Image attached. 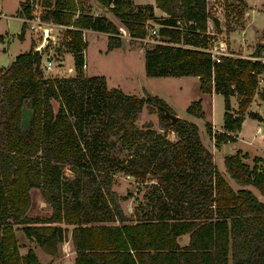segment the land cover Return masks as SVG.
<instances>
[{
	"label": "trees",
	"instance_id": "16d2710c",
	"mask_svg": "<svg viewBox=\"0 0 264 264\" xmlns=\"http://www.w3.org/2000/svg\"><path fill=\"white\" fill-rule=\"evenodd\" d=\"M95 1L133 38L144 36L147 20L159 24L165 42L143 48L145 74L195 76L200 93L221 94L222 130L213 137L216 146L233 142L258 91L257 75L264 73L257 58L264 41L255 43L250 56L213 58L206 50L212 39L206 21L213 19L216 29L218 21L209 14L208 0ZM42 4L43 20L66 27L61 44L72 55L75 74L45 77L34 42L0 67V264H41L32 248L19 252L18 227L48 254L69 238L73 264H264V200L246 187L264 197V156L254 155L251 165L240 150L223 156L226 173L240 185L234 189L201 142L197 124L179 117L172 121L166 112H174L162 98L151 95L144 101L148 112H157L163 131L151 122L136 125L142 99L107 88L103 76H87L81 66L82 29L108 34L110 49L121 43L114 37L115 24L85 9V0ZM155 7L164 15L156 16ZM22 15L29 16L27 0L21 3ZM23 32L22 23L18 36ZM232 96L236 108L230 105ZM258 97L264 104V88ZM24 103L32 115L22 130ZM185 111L203 118L201 98ZM247 116L264 121V108ZM204 127L210 134V122ZM114 168L139 182L154 179L143 197L150 209L135 206L133 221L126 220L110 190ZM31 188L51 206L47 216L28 215ZM98 199L112 202L114 213L95 207ZM184 234L188 240L181 245L178 238Z\"/></svg>",
	"mask_w": 264,
	"mask_h": 264
},
{
	"label": "rangeland",
	"instance_id": "374dc122",
	"mask_svg": "<svg viewBox=\"0 0 264 264\" xmlns=\"http://www.w3.org/2000/svg\"><path fill=\"white\" fill-rule=\"evenodd\" d=\"M154 1L133 0V3L137 5L144 3L154 4ZM22 2L23 0H0L2 12L9 16L7 18L0 17V67L8 66L16 54L27 51L30 43L34 42L43 51L49 50V52H52L56 59V65L51 69H44L41 64V69L45 77L74 75L75 70L72 55L71 53L64 52L61 44L65 26L52 23L41 26L34 25V28L25 26L23 36H18L22 21L17 15H19ZM86 8L92 14L108 17L117 27V32L114 33V37L118 38L121 43L109 49L107 47L108 34L84 30L83 38L86 40L83 50V60L86 63V67L82 68L84 74L87 76L101 75L105 78L107 88L115 87L126 94L138 97L142 96L143 102L137 113L135 123L141 126L146 122H151L152 126L160 132L163 130L159 128L158 114L157 112H148L149 104L144 101L145 98L151 95L162 98L173 110L174 115L183 119L185 118L177 115L175 111L188 117L189 114L184 111L186 106L191 101L201 98L202 107L205 109L206 115L203 118L192 115L195 121L192 122L198 125L201 142L211 152L213 162L224 179L234 189L239 188L240 185L229 177L223 164V156L232 152V144L227 143L218 148L215 139L212 140L214 132L218 130H214L209 120L211 119L213 123L221 121L223 113L222 95L217 93L211 99L207 94L202 95L198 91V79L195 76H147L144 72L143 48L150 46L151 42L145 43L131 37L122 22L106 8L99 6L96 1L85 0ZM207 9L210 16L216 18L218 21L217 29L214 26L213 19L207 18L206 21L207 32L212 37L209 42L210 46L215 44L219 50L226 51L229 55L250 56L254 50L255 43L264 41V0H208ZM154 13H156V16L164 15V12L157 7L154 9ZM147 21L148 26L156 29L158 33L159 24L152 20ZM44 28H48V35L44 43H42ZM260 57L264 58V52ZM68 67L72 69L67 71ZM257 87L259 92L264 88V83H260ZM236 102L234 106H237ZM24 105L26 106V103ZM263 108V101L255 95L248 104L244 115L247 116V111H255L262 114ZM206 121L211 124L210 134L204 127ZM255 124L261 127L262 133H254ZM241 130L243 139L241 142H238V146H241L244 150L252 154L264 156V121L247 117ZM165 133L168 138H173L171 130L167 129ZM244 161L251 165L252 157L247 156L244 158ZM65 174L70 177L73 176V173L68 168H65ZM153 181L154 179H148L144 182H139L124 170L112 169L110 190L114 193L117 199V205L126 220H134L135 215L133 212L135 206H138L137 208L139 210V205L143 206L146 210L150 209V206L145 205V202H143V197L150 187L149 183ZM246 187L250 188L261 200H264V197L259 195L255 188L250 185ZM30 197L31 204L27 212L28 215L44 217L50 213L51 206L42 196L39 189L31 188ZM105 206L108 207L110 212L114 213L115 209L112 202H101L100 199L95 202V207L101 208ZM61 224L65 225L63 223ZM67 226L69 228L72 227L71 225ZM15 234L19 244V251L24 252L25 249L32 248L41 264H73L72 246L68 242V238L58 245L55 254H48L33 239L26 237L19 227L16 228ZM187 240V234L181 235L178 238L180 244L186 243Z\"/></svg>",
	"mask_w": 264,
	"mask_h": 264
},
{
	"label": "built area",
	"instance_id": "2783aa9c",
	"mask_svg": "<svg viewBox=\"0 0 264 264\" xmlns=\"http://www.w3.org/2000/svg\"><path fill=\"white\" fill-rule=\"evenodd\" d=\"M43 0H27V6L29 9V16H25L22 15L20 16V20L22 21V23L24 24V29L25 26H29V28H34V25H48L49 23H52L51 21H47V20H43L41 18L42 14H43V4H42ZM0 17L3 18H7L9 16L5 15L1 8H0ZM54 24V23H52ZM148 21L145 22V28L147 30V33L145 32L144 36L142 37H136V39L148 43H164L165 41L158 36V33L156 32V29L151 28L150 26H148ZM62 26V25H61ZM47 29V35H48V28H44V30ZM44 30H43V34H44ZM84 30H89V29H82V31ZM93 31V30H92ZM46 35V37H47ZM46 39V38H45ZM45 39H42V43H44ZM43 45V44H42ZM36 49L40 52L41 55V64L43 66L44 69H51L54 65H56V59L54 57V55L52 54V52H49V50L47 51H43L42 48L40 46L36 45ZM207 51H209L212 55L213 58H217V56L219 54H228L226 53V51H222L219 50V48H217V46L215 44H212L210 46V44H208ZM43 51V52H42ZM258 59L262 60L264 62V58L262 57H257ZM82 68L86 67V63L83 60L82 62ZM72 68L68 67L67 71H70ZM260 83H264V73H260L257 75V84L259 85Z\"/></svg>",
	"mask_w": 264,
	"mask_h": 264
},
{
	"label": "crops",
	"instance_id": "0c3cea01",
	"mask_svg": "<svg viewBox=\"0 0 264 264\" xmlns=\"http://www.w3.org/2000/svg\"><path fill=\"white\" fill-rule=\"evenodd\" d=\"M95 1V0H94ZM156 8V7H155ZM154 8V9H155ZM156 14V13H155ZM17 17L19 18L20 16L19 15H17ZM20 19V18H19ZM96 32H98V31H96ZM23 34H24V32H23ZM23 36V35H22ZM4 67H6V66H4ZM197 78V77H196ZM257 89H258V87H257ZM257 91V90H256ZM258 92V91H257ZM257 92L253 95V96H255V95H257L258 96V94H257ZM202 95H206V94H203V93H201ZM217 93H215V92H212L211 94H207L209 97H210V99L211 98H213V96H215ZM236 102V97L235 96H232V97H230V105H231V107H233V108H236V106H234V103ZM237 103V102H236ZM236 105V104H235ZM201 107H202V100H201ZM202 110H203V112H204V116L206 115L205 114V109H203V107H202ZM185 111V110H184ZM176 112V114L177 115H180L181 117H184L185 119H187V120H189V121H194V119H193V117H192V115L191 114H189V116L188 117H186V116H184V115H182L180 112H178V111H175ZM259 113V112H258ZM188 114V113H187ZM248 116H246V115H244V118H243V120H242V122H241V125H240V128H239V130H237L236 131V139L233 141V142H225V143H221L219 146H218V148H220V147H222V146H224L225 144H227V143H229V144H232V152L231 153H233V152H235L236 150H240L241 151V153H247V155L248 156H251V157H253L254 155H256V154H252L251 152H248L247 150H244L241 146H238V142H241L242 141V139H243V137H242V130H241V128L243 127V124H244V122H245V119L247 118ZM211 123H212V126H213V128H214V130H218V131H220V130H222V122H223V113H222V119H221V121L220 122H218V123H216V122H212V120L210 119L209 120ZM195 122V121H194ZM198 126V125H197ZM255 129H254V133L255 134H257V133H259V132H261L262 133V129H261V127L260 126H258V125H256L255 124ZM200 136V135H199ZM212 140H214V138L212 137ZM212 153H213V150H212ZM261 156V155H260ZM68 242L71 244V241H70V239L68 238ZM187 243V242H186ZM186 243H184V244H186ZM181 245H183V244H181ZM71 246H72V244H71ZM25 251H26V249H25ZM24 251V252H25ZM20 253H24V252H21V251H19ZM72 253H73V257H74V249H73V247H72Z\"/></svg>",
	"mask_w": 264,
	"mask_h": 264
},
{
	"label": "water",
	"instance_id": "95a60500",
	"mask_svg": "<svg viewBox=\"0 0 264 264\" xmlns=\"http://www.w3.org/2000/svg\"><path fill=\"white\" fill-rule=\"evenodd\" d=\"M46 35H47V29L44 30V34H43V39L46 38ZM140 99H143L142 96H140ZM21 111V119H20V127L22 130H24L27 125H28V122H29V119L32 115V111L25 105H23L20 109ZM166 115L172 120L174 121L175 118H176V115L172 114V113H169V112H166Z\"/></svg>",
	"mask_w": 264,
	"mask_h": 264
},
{
	"label": "bare ground",
	"instance_id": "6f19581e",
	"mask_svg": "<svg viewBox=\"0 0 264 264\" xmlns=\"http://www.w3.org/2000/svg\"><path fill=\"white\" fill-rule=\"evenodd\" d=\"M122 29V28H121ZM124 32H125V30L124 29H122Z\"/></svg>",
	"mask_w": 264,
	"mask_h": 264
}]
</instances>
